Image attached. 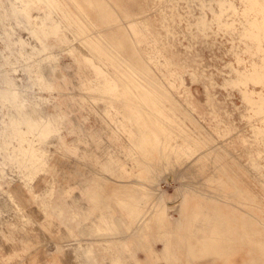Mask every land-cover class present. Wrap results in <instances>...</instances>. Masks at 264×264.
Wrapping results in <instances>:
<instances>
[{"label": "rangeland", "instance_id": "obj_1", "mask_svg": "<svg viewBox=\"0 0 264 264\" xmlns=\"http://www.w3.org/2000/svg\"><path fill=\"white\" fill-rule=\"evenodd\" d=\"M4 1L27 54L36 61L45 49L44 56L58 55L43 80L37 67L25 70L17 59L15 67L4 66L7 85L0 91L12 90L30 111L32 98L42 97L61 119L52 128L44 122L38 133L41 122L19 109L35 123L23 142L0 97V264H225L216 257L235 234L214 226L213 207L192 198L206 194L213 174L223 192L211 197L251 240L231 261L264 264V78L249 80L255 70L264 76V0H107L109 7L105 0H78L92 7L90 20L60 0L94 48L88 57L56 28L60 19L71 28L60 10L22 0L26 9L17 17ZM110 6L107 24L103 10ZM43 21L49 35L39 27ZM0 49L12 57L14 46ZM174 99L194 117L177 111ZM145 147H153V164ZM160 151L167 171L155 164ZM150 177L159 179L160 195L148 191ZM159 199L170 206L166 216ZM191 240L197 252L186 249Z\"/></svg>", "mask_w": 264, "mask_h": 264}, {"label": "bare ground", "instance_id": "obj_2", "mask_svg": "<svg viewBox=\"0 0 264 264\" xmlns=\"http://www.w3.org/2000/svg\"><path fill=\"white\" fill-rule=\"evenodd\" d=\"M8 2V5H9V8L13 11L14 15L15 16H19L20 13L22 12H25V9H26V5L24 4V2L22 0H6ZM39 2H41L42 4H44L45 6H49L51 9L50 10H53V11H56L57 10H60L65 19L69 22V24L71 25V28H66L62 22V20L60 19L58 21V23H56V28H63L67 31V33L72 37L71 39H73L76 43L79 44L81 51L84 53V55H86L87 57L88 56H94V48L87 44L84 40H82L79 36V33L78 31L76 30V27L74 26V22L72 21L71 17L69 16L68 12L64 9V5L63 3L60 1V0H37ZM75 8L76 10L85 18V19H89L90 20V14L93 12L91 10V6L87 5L86 2H83V1H78V0H68ZM100 1V0H99ZM106 3V5L109 7L110 5V2H108L107 0L104 1ZM254 2V1H253ZM230 3V2H229ZM232 3V2H231ZM100 4V3H99ZM98 3H94V6L98 7L99 6ZM121 5V4H119ZM122 6V5H121ZM48 7V8H49ZM111 8H105L103 11L105 12L106 11V16L107 15H110V16H107V21L104 22V23H107L109 24L110 22H113V16H111V13H113V6H110ZM236 7V6H235ZM260 11V10H259ZM96 14H100L101 10H98V11H95ZM128 12V11H127ZM258 12V11H257ZM55 13V12H54ZM53 13V14H54ZM56 14V13H55ZM93 15V14H92ZM128 15V14H127ZM124 16V15H123ZM37 18V17H36ZM133 18V17H132ZM58 20V19H57ZM44 22V21H43ZM242 23V22H241ZM39 24V23H38ZM39 27L43 30V32H45L46 35H49L50 33V28L45 22L44 23H41L39 25ZM113 37V33L111 35ZM246 37V36H245ZM10 38H13L14 39V42L13 43H10ZM21 39V38H20ZM18 38L15 37V34H14V31H13V28H12V25L10 23V20H9V16H8V7L6 6L5 4V1L4 0H0V43H3L5 44L7 47H10V46H14V49H13V55L11 58H6L4 55H3V51L0 49V84L1 85H7V74L4 73V71H2L3 67L6 66V65H10V66H14L17 64L16 62V59L18 62H21V66L27 70L28 68L31 70L32 67H37L39 69V75L37 77V80H43L44 79V76H47V71L50 70L49 68L51 67H55L54 65L56 64L57 60L55 59L56 55L58 54H48V55H45L44 56V53L46 51V49L44 51H40V54L38 55V58H39V61L33 59L31 56H29L26 52V48H27V44L26 42L20 40ZM102 40V39H100ZM107 42V41H106ZM105 44V43H104ZM31 47V46H30ZM33 48V47H32ZM12 52V51H10ZM39 53V52H38ZM97 54V52H96ZM14 57V58H13ZM37 57V56H36ZM93 58V57H92ZM97 59V58H96ZM95 60V59H94ZM98 61H100L98 59ZM101 62V61H100ZM146 62V61H144ZM46 65V67H45ZM259 65V64H258ZM142 66L144 67V63L142 62ZM138 68V67H137ZM145 68V67H144ZM143 68V70H144ZM147 69V68H146ZM134 70V69H133ZM136 71V70H135ZM139 71V70H138ZM141 71V70H140ZM147 71V70H146ZM143 72V71H142ZM141 72V74H142ZM150 72V70H149ZM52 75V74H51ZM147 75V74H146ZM143 76V75H141ZM251 77V79H250ZM249 77V80H253V81H256L259 83H261L263 81V78L264 76L262 74H260L258 71H254L251 73V76ZM36 78V77H35ZM144 79V77H143ZM147 79V77H146ZM246 79V78H245ZM145 80V79H144ZM147 81V80H145ZM151 81V80H150ZM246 81V80H245ZM41 82V81H40ZM252 82V81H251ZM149 84V83H148ZM155 84V83H154ZM156 86V85H155ZM158 87V86H157ZM153 88V87H152ZM167 89V88H165ZM160 93H163L164 95H166V97L168 96V98L172 97V94H169L168 92L166 91H163V90H160V88L158 89ZM157 90V91H158ZM12 90H5L3 89L2 91H0V97L3 101V103L10 108L11 110V113H14V119L16 120V123H14L15 126L14 127V131L18 134H23V142H27L25 138V134H31L32 132V128L35 127V123L29 119H27L24 115H22V113L20 112L19 109L23 108L25 110H27L34 118H36L39 122H41L40 124V128L38 129V133H41L43 132L44 130H46V127L43 126V123L44 122H48L47 124H50L49 127H53V125L55 124H60V119H61V115L59 114V112L55 111V113H50L46 108V103H45V99L42 98V97H36V98H32V101L34 102V110H31L28 109L25 104H17L15 99H14V95L13 93L11 92ZM172 93V92H170ZM138 94V93H137ZM158 94V93H157ZM160 95V94H159ZM134 99L140 101V96H136L135 94L131 95ZM119 97V96H118ZM164 97V96H162ZM161 97V98H162ZM166 98V99H168ZM120 99V97H119ZM140 103H142L140 101ZM145 103V102H144ZM174 103H175V108L179 109V107L181 108H184L186 109L187 113L191 115V117H194L193 114L191 113V111L189 109H187L186 107H184L179 101L175 100L174 99ZM114 104V103H113ZM4 105V106H5ZM164 105V104H163ZM3 106V105H2ZM191 106V105H190ZM33 107V106H32ZM114 107V105H113ZM164 107V106H163ZM165 108V107H164ZM56 109V108H55ZM193 109V108H192ZM147 111H149L152 115L153 112H151L149 109H146ZM180 111H182L180 109ZM185 111V110H184ZM173 112V111H172ZM154 115V114H153ZM155 116V115H154ZM47 118L48 120H45L44 118ZM58 118V119H57ZM157 118V117H156ZM15 122V121H14ZM22 124H25L26 129L25 131L26 132H23V130L21 128H19L20 125ZM46 124V125H47ZM201 125V124H200ZM203 136V144H207L205 142V139L206 137L204 135H201V137ZM189 141H191L189 139ZM34 143L33 142H30L29 145H30V148H34L35 146L33 145ZM209 150H212L213 148L211 147V145H209ZM32 150V149H31ZM20 151V150H19ZM216 150L213 149V152H215ZM143 153L145 154V157H146V160L148 161V164H153L154 160L156 159L155 156H154V150H153V147H145V150L143 151ZM142 153V154H143ZM31 155L33 156L34 155V151L32 150L31 151ZM160 162H157L155 163L157 166H160L162 167V171L165 170L167 171L168 169H170V165H169V161H168V158L167 156L164 155L163 151H160ZM144 157V155H143ZM144 157V159H145ZM15 159V157H10L8 156V159ZM37 158V157H35ZM213 159H214V156H213ZM36 160V159H35ZM37 160L39 161V158H37ZM25 161H29L31 163H34V160L30 157H27L25 158ZM212 161V160H211ZM37 162V161H35ZM214 166L217 167L218 164L215 162V161H212ZM235 165L242 168V169H245V171L247 170V168L242 165L236 158H235ZM233 166V165H232ZM15 167V166H14ZM50 170H51V167H49ZM40 170H44L41 167H39ZM14 171V170H13ZM18 172V171H17ZM22 171H19V173H21ZM248 171H246L247 173ZM151 174V172H149ZM159 173V172H158ZM25 180L28 181V180H32L33 179V176L32 174L29 172V171H26L25 173ZM22 176V175H21ZM153 176V175H152ZM208 178L211 179V183L208 185V186H211V187H205V195H201V194H195V195H192V198L193 197H197V202L199 205H206V206H211L213 207V209L210 210L211 213H213V217H214V220H213V223L215 224L214 226L216 225H225V228L224 229V232H232L234 233L235 235L234 236H231V242L228 243L227 245H223L222 246V249L221 250V254L219 255V258L216 257V259L220 260V261H223L225 264H234L232 261H231V257L233 255H235L236 253H238V251L240 249H243V248H248L249 245L251 244L249 240L245 239L244 236L241 235V227L238 226V222H236L235 220H233L229 215H228V210L226 208L223 207L222 204L218 203V200L214 199L211 197V195H216V194H213V192H223L221 191L222 189H220V187L222 186V184H220L221 180H219L220 178L218 177L217 174H213L211 176H209ZM154 179V178H153ZM151 177L148 179V191H150V193L152 194H156V195H160L161 192H159V185H158V180H153ZM261 179V178H259ZM22 181V180H21ZM207 181V178L205 180V182ZM26 183V182H25ZM150 188V190H149ZM114 197H117V198H120L123 197V195H121L120 193H115ZM134 197V196H133ZM134 199V198H133ZM158 199V198H157ZM160 200V199H159ZM187 201L186 197L184 198V200L182 202H185ZM158 202H161V204H159ZM157 202V205H159L161 208H162V215L163 216H166L167 214H169V207L166 205V204H162V201H158ZM242 202V201H241ZM121 204V203H120ZM192 204V203H191ZM193 205V204H192ZM16 206V205H15ZM239 206V205H238ZM241 206H244L246 207V204L243 202L241 204ZM248 210L251 209L249 207H247ZM192 209V213L193 214H196V208L195 206H193V208L191 207ZM243 210V208H242ZM264 210V209H263ZM245 211V210H244ZM246 212V211H245ZM252 212V211H251ZM254 212V210H253ZM191 213V214H192ZM198 214V212H197ZM253 214V213H252ZM256 214V213H255ZM254 214V215H255ZM200 215V214H199ZM195 216H198V215H195ZM247 216V214H246ZM251 216V215H250ZM249 216V217H250ZM247 217V218H249ZM257 217V216H256ZM198 218V217H197ZM196 218V219H197ZM254 218V217H252ZM191 220V219H190ZM193 220V219H192ZM195 220V219H194ZM249 220V219H248ZM257 221V220H256ZM184 222V221H183ZM192 223V222H191ZM195 225V223H193ZM235 224V225H234ZM189 225V224H188ZM191 226V225H190ZM189 226H187L188 228ZM186 228V227H185ZM192 228V227H191ZM216 228V227H215ZM214 228V229H215ZM218 229V228H217ZM215 229V230H217ZM222 229V230H223ZM191 230V229H190ZM213 230V229H212ZM221 231V229H219ZM260 231V230H259ZM215 232V231H214ZM220 233V232H218ZM206 234V233H205ZM213 234V233H212ZM254 234V233H253ZM261 234V233H260ZM213 236H215L213 234ZM223 236V235H222ZM216 237V236H215ZM220 237V235H219ZM224 238V236H223ZM227 238V237H226ZM191 239V238H190ZM196 239H199V238H196ZM220 239V238H219ZM229 239V238H228ZM199 240H202V239H199ZM226 240V239H225ZM196 241V240H195ZM191 240L190 242L186 243V249L189 250L190 252H197V243ZM218 241V240H217ZM198 242V241H197ZM258 244V243H257ZM258 250V249H257ZM256 253V252H254ZM260 253V251H259ZM262 253V252H261ZM264 253V252H263ZM251 255V254H250ZM255 255V254H254ZM217 256V255H216ZM213 257V256H212ZM214 258H212L213 260ZM215 259V260H216ZM213 260V261H215ZM256 261V260H255ZM248 262V261H247ZM244 264V263H243ZM246 264V263H245Z\"/></svg>", "mask_w": 264, "mask_h": 264}]
</instances>
